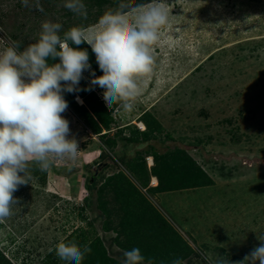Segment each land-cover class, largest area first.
Segmentation results:
<instances>
[{
    "label": "rangeland",
    "instance_id": "1",
    "mask_svg": "<svg viewBox=\"0 0 264 264\" xmlns=\"http://www.w3.org/2000/svg\"><path fill=\"white\" fill-rule=\"evenodd\" d=\"M121 2L83 0L84 19L65 0H40L43 12L0 0V48L16 41L23 51L37 42L45 21L60 23L63 37L73 26L96 24ZM164 2L170 26L153 46V72L133 111L109 109L99 86L64 93L68 138L80 150L75 160L54 159L47 171L30 164L29 184L14 193L19 204L0 222V264H69L55 253L61 241L91 248L82 264H123V252L133 248L145 264L217 258L238 264L260 245L264 0ZM85 44L91 69L81 89L91 72L103 75ZM86 99L111 110L114 122L100 134L80 108L92 113Z\"/></svg>",
    "mask_w": 264,
    "mask_h": 264
},
{
    "label": "clouds",
    "instance_id": "2",
    "mask_svg": "<svg viewBox=\"0 0 264 264\" xmlns=\"http://www.w3.org/2000/svg\"><path fill=\"white\" fill-rule=\"evenodd\" d=\"M24 7L43 12L40 0H21ZM64 7L87 19L83 0H65ZM170 26L169 9L164 0L133 6L122 2L106 11L94 25L73 26L59 35L62 25L45 21L39 39L20 51L21 42L4 41L0 51V222L12 215L19 204L14 193L29 184L30 164L47 171L54 159L75 160L79 146L69 139V121L64 118L68 102L64 93L104 89L103 99L110 109L117 105L125 112L134 109L142 94L143 80L153 72V46L161 30ZM76 46L87 43L95 54L103 75L91 72L90 84L80 88L83 73L91 69L87 50ZM57 63H50L55 61ZM79 101V97H77ZM261 241L238 264H264V233ZM57 257L69 264H82L91 248L75 242H59ZM123 264H145L139 248L124 251ZM207 259V257H206ZM147 264H152L149 260ZM172 264H184L175 259ZM215 264H229L217 258Z\"/></svg>",
    "mask_w": 264,
    "mask_h": 264
},
{
    "label": "trees",
    "instance_id": "3",
    "mask_svg": "<svg viewBox=\"0 0 264 264\" xmlns=\"http://www.w3.org/2000/svg\"><path fill=\"white\" fill-rule=\"evenodd\" d=\"M71 47H75L76 45L71 44ZM3 47L0 48V50H2ZM80 49H87L89 51L90 48L85 44L82 43L81 45H79ZM81 93V91H79ZM86 101V105L88 106L89 109H91L92 113H90L87 110V107L85 106H80V108L82 109V111L84 112V115L86 116V118L88 119V123L90 124V127L93 130L94 134H100L101 133V128H106L108 129L110 127V124L112 122H114V118L111 116V110H108L102 102H100L99 107L96 108L95 105H93L92 102H90L89 100H85ZM144 138H147V133H143L142 134Z\"/></svg>",
    "mask_w": 264,
    "mask_h": 264
}]
</instances>
